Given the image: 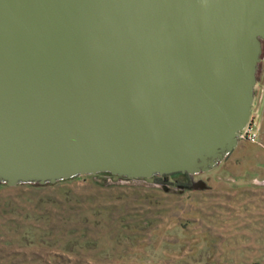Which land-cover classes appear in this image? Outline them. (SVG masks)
Segmentation results:
<instances>
[{
  "label": "water",
  "instance_id": "1",
  "mask_svg": "<svg viewBox=\"0 0 264 264\" xmlns=\"http://www.w3.org/2000/svg\"><path fill=\"white\" fill-rule=\"evenodd\" d=\"M261 40L264 0H0V183L210 170Z\"/></svg>",
  "mask_w": 264,
  "mask_h": 264
},
{
  "label": "rangeland",
  "instance_id": "2",
  "mask_svg": "<svg viewBox=\"0 0 264 264\" xmlns=\"http://www.w3.org/2000/svg\"><path fill=\"white\" fill-rule=\"evenodd\" d=\"M263 70L258 62L251 107L257 133ZM262 140L263 147L237 140L218 169L189 177L96 173L52 184H0V264H264ZM233 175L258 180L219 188L226 196L179 185Z\"/></svg>",
  "mask_w": 264,
  "mask_h": 264
},
{
  "label": "crops",
  "instance_id": "3",
  "mask_svg": "<svg viewBox=\"0 0 264 264\" xmlns=\"http://www.w3.org/2000/svg\"><path fill=\"white\" fill-rule=\"evenodd\" d=\"M257 111H258V113L260 112V116H259L260 118L259 119L261 122L259 123L260 132L257 133L258 141H256L255 143H257L260 147H263V140L262 139H264V70H263L262 76H261V93L259 95V99L257 100ZM260 138H261V140H260ZM234 149L235 148H233L229 153H233ZM260 155H262L264 157L263 150L260 151ZM222 160L219 162L220 165H221ZM218 164L215 167L211 168V170L212 169L213 170L218 169L220 166V165L218 166ZM217 166H218V168H217ZM223 169L225 171H227V168H225V166L223 167ZM245 171L254 172L252 169H246ZM260 171H261V173L259 176L261 177V179H259V180L264 181V166L261 168ZM257 180L258 179H254V178L240 179V178L234 177V175H233V177L226 178V179L213 178L211 184H209V183L206 184L204 182L199 183V181H196L195 183H197V185H195L194 181H192L190 178V184L188 186H182V187L183 188L186 187L189 189H200L203 192H213V193H218V194L223 193V194H225L224 196H226L227 194H231V193L228 190H220L219 188H222V187L231 188L233 185H240L239 187H249L248 183H254ZM261 185L264 187L263 183ZM218 194L215 196L221 197V195H218Z\"/></svg>",
  "mask_w": 264,
  "mask_h": 264
},
{
  "label": "built area",
  "instance_id": "4",
  "mask_svg": "<svg viewBox=\"0 0 264 264\" xmlns=\"http://www.w3.org/2000/svg\"><path fill=\"white\" fill-rule=\"evenodd\" d=\"M259 90H260V92L258 93L257 100L259 99V95L261 93V88ZM254 96L255 95H253V97ZM251 107H252V105H251ZM254 117H255V114L251 108L246 124L244 125V127L242 129H240L238 131V140H247L250 142H256L257 141V131H256V128L253 127V123H251V121L254 119Z\"/></svg>",
  "mask_w": 264,
  "mask_h": 264
},
{
  "label": "trees",
  "instance_id": "5",
  "mask_svg": "<svg viewBox=\"0 0 264 264\" xmlns=\"http://www.w3.org/2000/svg\"><path fill=\"white\" fill-rule=\"evenodd\" d=\"M106 174H108V173H106ZM176 174L184 175V176H186V177H189L188 174H186V173H180V172L172 173V174H166V175H162V176H153V177H154V178H162V180H163V179H166V177H167L168 175H176ZM68 179H69V178H68ZM64 180H66V179H64ZM62 181H63V180H62ZM189 183H190V182H189V178H188L186 182H179V185H181V186H188ZM0 184H3V183H0ZM32 185H38V184H32Z\"/></svg>",
  "mask_w": 264,
  "mask_h": 264
},
{
  "label": "flooded vegetation",
  "instance_id": "6",
  "mask_svg": "<svg viewBox=\"0 0 264 264\" xmlns=\"http://www.w3.org/2000/svg\"><path fill=\"white\" fill-rule=\"evenodd\" d=\"M262 42H264V40H261ZM264 61V57H260V59H259V63L260 62H263ZM256 82H258V80H256Z\"/></svg>",
  "mask_w": 264,
  "mask_h": 264
}]
</instances>
